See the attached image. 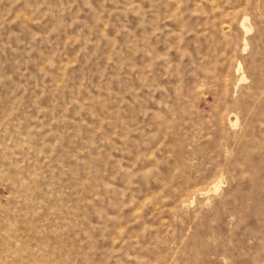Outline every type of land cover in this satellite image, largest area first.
<instances>
[{
	"label": "rangeland",
	"instance_id": "rangeland-1",
	"mask_svg": "<svg viewBox=\"0 0 264 264\" xmlns=\"http://www.w3.org/2000/svg\"><path fill=\"white\" fill-rule=\"evenodd\" d=\"M0 264H264V0H0Z\"/></svg>",
	"mask_w": 264,
	"mask_h": 264
}]
</instances>
